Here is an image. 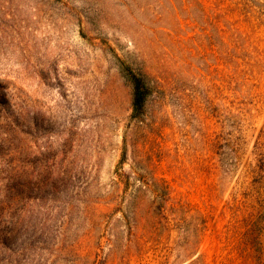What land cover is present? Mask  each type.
<instances>
[{
	"label": "rangeland",
	"instance_id": "rangeland-1",
	"mask_svg": "<svg viewBox=\"0 0 264 264\" xmlns=\"http://www.w3.org/2000/svg\"><path fill=\"white\" fill-rule=\"evenodd\" d=\"M248 215L264 0H0V264H264Z\"/></svg>",
	"mask_w": 264,
	"mask_h": 264
},
{
	"label": "trees",
	"instance_id": "trees-1",
	"mask_svg": "<svg viewBox=\"0 0 264 264\" xmlns=\"http://www.w3.org/2000/svg\"><path fill=\"white\" fill-rule=\"evenodd\" d=\"M123 69L126 71L127 78L129 79L132 85V98H131L132 114H131V117L137 118L139 120V118L141 117V114L143 113L144 105H145V102L148 96V86L144 78L139 73L134 72L129 66H125ZM124 158H125V151L122 154L120 163L124 162ZM159 180H161L165 184V180L163 178H160ZM162 187L164 191L168 190L167 185H162ZM253 211H256V209L252 208V212ZM161 215L165 216L161 213L160 217H162ZM257 226H261V223L256 219V216L248 215L246 217V223L244 227L246 238L249 239L250 242L251 240L256 238L258 240V243L261 245L263 244L264 232L261 231L260 228H257ZM261 248L262 247L259 248L260 251H261ZM247 254L249 256L250 255L252 256L253 254L252 250L247 251ZM203 255H204L203 253L198 254L197 257H195V259L192 262L200 261V259H203L204 257ZM258 262L259 264H263L262 261L260 260Z\"/></svg>",
	"mask_w": 264,
	"mask_h": 264
}]
</instances>
